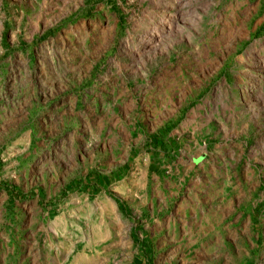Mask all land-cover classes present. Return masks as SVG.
<instances>
[{"label":"rangeland","instance_id":"1","mask_svg":"<svg viewBox=\"0 0 264 264\" xmlns=\"http://www.w3.org/2000/svg\"><path fill=\"white\" fill-rule=\"evenodd\" d=\"M0 264H264V0H0Z\"/></svg>","mask_w":264,"mask_h":264},{"label":"trees","instance_id":"2","mask_svg":"<svg viewBox=\"0 0 264 264\" xmlns=\"http://www.w3.org/2000/svg\"><path fill=\"white\" fill-rule=\"evenodd\" d=\"M104 180H105V182H107L109 179L108 178H105Z\"/></svg>","mask_w":264,"mask_h":264}]
</instances>
